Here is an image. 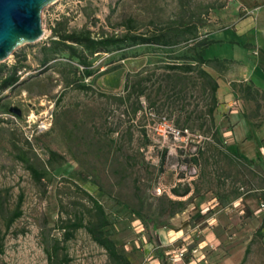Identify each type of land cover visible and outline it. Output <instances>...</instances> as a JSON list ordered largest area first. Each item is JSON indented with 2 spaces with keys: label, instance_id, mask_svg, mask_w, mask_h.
Instances as JSON below:
<instances>
[{
  "label": "rangeland",
  "instance_id": "obj_1",
  "mask_svg": "<svg viewBox=\"0 0 264 264\" xmlns=\"http://www.w3.org/2000/svg\"><path fill=\"white\" fill-rule=\"evenodd\" d=\"M230 2L58 0L44 8L43 38L0 62V67L7 66L0 71L1 81L18 52L28 57L18 84L5 90L0 101V264H51L49 251L55 255L56 244V257L67 258L65 264H115L85 227L66 239L69 226L79 218L84 223L97 220L92 197L109 218L103 230L132 264H161L157 245L150 240L156 232L168 264L167 253L182 245L188 250L186 262L240 264L249 248L243 264H264L261 225L242 205L245 212L232 215L230 222L223 223L220 214L240 196L259 204L264 173L228 156L230 137L219 134L209 114L214 100L207 80L196 71L166 68L172 56L191 61V39L172 46L173 52L135 45L90 55L89 77L68 52L43 63L53 27L66 18L69 31L87 28L95 37L122 35L130 22L135 32L145 33L184 21L197 25L203 36L216 11ZM144 69L146 79H138ZM129 84H135L132 94ZM256 104L250 103L248 114L262 121L264 102L259 110ZM164 120L188 128L189 134L175 139ZM25 157L45 171L41 182ZM176 186L190 192L177 196L172 191ZM172 201H183L184 207ZM18 207L23 213L8 228ZM206 212L208 219L215 218L212 225L194 217ZM142 233L146 243L139 240Z\"/></svg>",
  "mask_w": 264,
  "mask_h": 264
},
{
  "label": "trees",
  "instance_id": "obj_2",
  "mask_svg": "<svg viewBox=\"0 0 264 264\" xmlns=\"http://www.w3.org/2000/svg\"><path fill=\"white\" fill-rule=\"evenodd\" d=\"M68 18L63 21H58L56 25L53 27V36L49 40V46H44V51L46 52V57L43 59V63L46 65L50 61L56 60L60 57L63 52H68L69 58L72 60L74 58L78 59V63L83 67L82 74L85 77H89L93 75V71L91 69V64L89 62V56L102 52H110L114 50H125L126 48L135 46V45H156L160 48L168 47L170 52H173L172 46L179 44L182 40L188 41L192 40L191 49L193 51L192 56L189 58L191 61H177L176 57L172 56V61L166 64V68L169 71H174L175 73H190L193 71L198 72L201 76H203L207 82L209 83L212 90V97L214 100V104L209 109V114L211 116L212 122L215 121V110L217 108V97L216 93L218 90V82L217 80L209 73L206 69L208 66H222L223 62L219 59H206L202 54V49L208 47L210 44L214 42V40H210L205 35L201 36L198 33V26L194 25L190 22H180L179 25H176L175 22H171L166 24L165 26L155 28L150 32H142L137 33L133 30V27L130 26L127 29L126 33L120 34H111L101 37H95L92 35V31L83 28L79 31H69L67 29ZM28 57L26 53L17 54L16 63L9 67L8 74L0 81V101L2 100V93L9 89L14 88L19 80L20 75L18 74L21 68H25V62ZM6 65L0 67V71L3 70ZM74 71H79V68L76 66H72ZM146 70H142L137 73L136 77L138 79L144 80L146 76H144V72ZM83 89L88 88L85 85H81ZM128 88H130L129 94L133 93L135 88V84H129ZM240 90L243 93L245 98H251L253 100H257V109L259 110L258 101L259 98L264 97V93L260 92L257 88L253 87V85H240ZM143 94V90L140 92ZM10 108L8 106L5 107V112H9ZM262 121H256V124L259 126ZM165 157V155H164ZM27 163V167L34 176L37 182H41L45 177V171L39 169L34 164H32L29 158H24ZM173 193L177 196H185L190 192L189 188H181L180 186H176L172 189ZM94 202V208L97 214V220L91 221L89 223H84L83 219L79 218L78 221L74 222L69 226L72 228L71 231L66 232V239H69L73 236V231L78 228L85 227L88 232L92 235L93 239L102 246L108 253L109 257L115 262V264H132V262L128 259V257L124 254H121L118 249L115 241L109 237L103 228L110 225L109 218L103 205L95 198L92 197ZM173 205L179 207V209L184 207L183 201H172ZM22 210L18 207L12 216L9 218L7 222V227L9 228L21 215ZM195 219L198 221L205 220L208 218V212L202 214H196ZM143 219L145 217L143 216ZM150 240L154 241L157 245V253L160 257L161 264H168L166 255L164 254V250L161 248V242L159 240V236L157 232L155 234H150ZM58 250V245H54V253L49 251V259L51 264H65L69 260L65 258V261L58 260L56 257V253ZM4 252L3 241H0V253ZM249 253V248L246 250V254L242 259L240 264H243L247 258V254Z\"/></svg>",
  "mask_w": 264,
  "mask_h": 264
},
{
  "label": "crops",
  "instance_id": "obj_3",
  "mask_svg": "<svg viewBox=\"0 0 264 264\" xmlns=\"http://www.w3.org/2000/svg\"><path fill=\"white\" fill-rule=\"evenodd\" d=\"M246 5L252 6L249 14L242 10ZM214 17L204 34L214 42L202 49V54L206 59L223 62L222 66L206 67L218 82L214 113L217 131L230 137L226 145L228 156L251 167L257 165L264 173V121L258 126L248 114L250 103L257 100L245 98L240 90L241 84L253 85L264 93V3L231 0ZM258 101L264 102V97ZM259 204L252 197L240 196L221 210L222 221L230 222L232 215L244 213L242 205L264 231V212L259 210Z\"/></svg>",
  "mask_w": 264,
  "mask_h": 264
},
{
  "label": "water",
  "instance_id": "obj_4",
  "mask_svg": "<svg viewBox=\"0 0 264 264\" xmlns=\"http://www.w3.org/2000/svg\"><path fill=\"white\" fill-rule=\"evenodd\" d=\"M58 0H0V62L44 36L42 12Z\"/></svg>",
  "mask_w": 264,
  "mask_h": 264
},
{
  "label": "built area",
  "instance_id": "obj_5",
  "mask_svg": "<svg viewBox=\"0 0 264 264\" xmlns=\"http://www.w3.org/2000/svg\"><path fill=\"white\" fill-rule=\"evenodd\" d=\"M245 12L249 13L247 9H244ZM165 119V118H164ZM163 124L167 126L169 133L175 138L180 139L182 136H185L186 134H189L188 128H178L171 122H167L164 120ZM40 129L45 128L44 125L39 126ZM259 210L261 212H264V199L260 201L259 204ZM206 221L209 223V225H212V223L215 221V218L213 219H206ZM139 240L141 243H146L147 238L144 233L139 235ZM187 248L185 245H182L181 247L173 250L172 252L167 253L168 255V262L169 264H198L200 262V259H195L186 262V255H187ZM197 251V250H194Z\"/></svg>",
  "mask_w": 264,
  "mask_h": 264
}]
</instances>
